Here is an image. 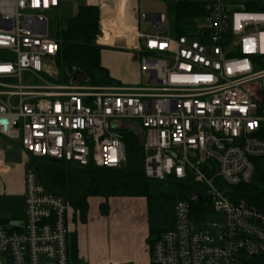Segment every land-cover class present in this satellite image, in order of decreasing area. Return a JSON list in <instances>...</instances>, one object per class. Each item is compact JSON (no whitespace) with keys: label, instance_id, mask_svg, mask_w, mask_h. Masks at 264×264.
<instances>
[{"label":"built area","instance_id":"built-area-1","mask_svg":"<svg viewBox=\"0 0 264 264\" xmlns=\"http://www.w3.org/2000/svg\"><path fill=\"white\" fill-rule=\"evenodd\" d=\"M204 2L207 24L178 38L165 15L139 14L135 50L150 86L125 89L51 84L58 41L47 15L59 0H0V172L14 142L26 156L119 169L117 131H138L145 177L191 181L215 215L195 221L177 202L150 264H264V213L229 195L264 158V0ZM23 188L22 219L0 221V264H71L67 200L27 165Z\"/></svg>","mask_w":264,"mask_h":264},{"label":"trees","instance_id":"trees-1","mask_svg":"<svg viewBox=\"0 0 264 264\" xmlns=\"http://www.w3.org/2000/svg\"><path fill=\"white\" fill-rule=\"evenodd\" d=\"M245 5L248 11L262 10L250 3ZM204 7V0L172 1L169 21L171 36L178 38L190 35L197 19L207 15ZM99 35L98 8L80 4L66 27L54 37L58 41L56 65L64 85L69 86L71 74L79 71L86 77V81L80 84L91 87L119 86L101 67L102 48L95 44ZM117 134L125 148V163L119 169L100 168L93 164L77 168L49 158L32 156H27V167L34 171L38 182L47 192L67 200L69 207L79 214L81 222L86 221L89 198L104 200L100 205L102 214L107 212L106 202L109 198H144L148 225L146 244L150 253L161 236L172 230L173 209L177 202L184 201L190 205L193 220H207L211 213L209 201L205 197L200 204L189 200L194 193L202 194L199 186L191 181L178 182L172 177L162 181L146 178L140 133L124 128L118 130ZM253 165L254 173L250 182L232 187L229 195L232 200H245L264 213V158L253 160ZM68 246L70 261L73 263L78 252L75 234L68 236Z\"/></svg>","mask_w":264,"mask_h":264},{"label":"crops","instance_id":"crops-1","mask_svg":"<svg viewBox=\"0 0 264 264\" xmlns=\"http://www.w3.org/2000/svg\"><path fill=\"white\" fill-rule=\"evenodd\" d=\"M80 4L98 8L101 67L120 88H138L142 74L140 56L135 50V35L140 29V9L136 0H59L58 7L52 13L60 16L65 28ZM23 193L21 184L18 194L22 195V211ZM102 203L104 200L101 198L88 199L85 222H81L79 214L69 207L68 233L76 235L78 249L77 259L71 264H150L151 253L146 244L148 225L145 199L109 198L105 214L100 210Z\"/></svg>","mask_w":264,"mask_h":264},{"label":"rangeland","instance_id":"rangeland-1","mask_svg":"<svg viewBox=\"0 0 264 264\" xmlns=\"http://www.w3.org/2000/svg\"><path fill=\"white\" fill-rule=\"evenodd\" d=\"M174 0H136L137 6L140 9V14L146 15H157L163 14L167 17L168 21L171 18L170 4ZM49 20V34L51 37H55L57 32H60L64 28V23L62 22L60 16L54 13H48ZM170 23V22H169ZM207 24L206 20L199 18L196 21L197 27H203ZM143 29H147L146 24H142ZM28 75L23 76V84L25 85H37V80H29ZM47 80L53 85L68 86L64 85L62 82V77L57 67V75L47 78ZM14 84H18L15 80ZM147 83V78L142 75L140 85L138 87H149ZM119 88V86H112ZM151 87H157L152 86ZM12 104L17 105V100L13 99ZM127 125L133 126L131 121L124 122ZM3 168L7 169L5 172H0V189H4V195L0 196V221H6L11 219H21L23 211L21 208V197L18 194L19 186H23V177L26 171L27 156L22 154L20 147L16 142L12 143V148L6 151ZM11 164V165H9ZM205 196V194H203ZM215 219V215L209 214L208 219ZM145 252V247H144ZM147 254V248H146ZM108 258V253H107Z\"/></svg>","mask_w":264,"mask_h":264},{"label":"water","instance_id":"water-1","mask_svg":"<svg viewBox=\"0 0 264 264\" xmlns=\"http://www.w3.org/2000/svg\"><path fill=\"white\" fill-rule=\"evenodd\" d=\"M70 77H71L70 86H76V85H79L81 82L86 81V77L79 71H75L73 74H71ZM189 200L192 203L200 204L202 203L203 198L201 195L194 193L189 197Z\"/></svg>","mask_w":264,"mask_h":264}]
</instances>
